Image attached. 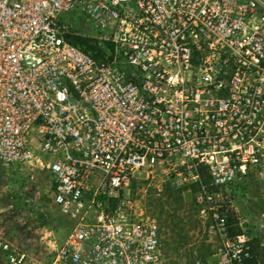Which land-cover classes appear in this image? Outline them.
<instances>
[{
  "label": "built area",
  "instance_id": "built-area-1",
  "mask_svg": "<svg viewBox=\"0 0 264 264\" xmlns=\"http://www.w3.org/2000/svg\"><path fill=\"white\" fill-rule=\"evenodd\" d=\"M10 168L93 215L51 243V264H163L156 224L112 205L136 172L193 186L219 263L243 264L250 243L225 214L239 182L264 181V0H0ZM0 255L24 263L1 228Z\"/></svg>",
  "mask_w": 264,
  "mask_h": 264
},
{
  "label": "rangeland",
  "instance_id": "rangeland-1",
  "mask_svg": "<svg viewBox=\"0 0 264 264\" xmlns=\"http://www.w3.org/2000/svg\"><path fill=\"white\" fill-rule=\"evenodd\" d=\"M7 170L0 169V228L23 251V264H51V243H62L75 223L93 215L53 204L44 173L30 168ZM134 175L137 178L118 192L113 205H120L128 219L156 224L163 264H220L222 241L210 215L198 211L191 195L194 187ZM232 194L230 227H238L249 242L256 239L264 264V181L249 177ZM0 264H5L2 255Z\"/></svg>",
  "mask_w": 264,
  "mask_h": 264
},
{
  "label": "trees",
  "instance_id": "trees-1",
  "mask_svg": "<svg viewBox=\"0 0 264 264\" xmlns=\"http://www.w3.org/2000/svg\"><path fill=\"white\" fill-rule=\"evenodd\" d=\"M112 201H113L112 202V205H113V203L116 202V198H113ZM226 220L229 225L233 223L228 213H226ZM235 224L237 223L235 222ZM228 234H229V237H234L240 234V231L238 227L236 229H232V227H230L228 230ZM249 243H250V246H248L245 250H242L240 252L242 263L243 264H263V261L258 255V251L260 250L258 248V242L256 241V239H252V241H250Z\"/></svg>",
  "mask_w": 264,
  "mask_h": 264
}]
</instances>
